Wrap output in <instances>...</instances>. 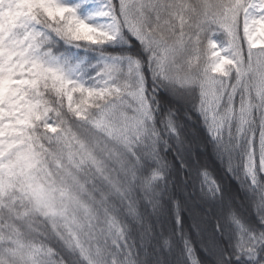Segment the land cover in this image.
I'll use <instances>...</instances> for the list:
<instances>
[{"label": "snow or ice", "instance_id": "snow-or-ice-1", "mask_svg": "<svg viewBox=\"0 0 264 264\" xmlns=\"http://www.w3.org/2000/svg\"><path fill=\"white\" fill-rule=\"evenodd\" d=\"M0 264H264V0H0Z\"/></svg>", "mask_w": 264, "mask_h": 264}]
</instances>
